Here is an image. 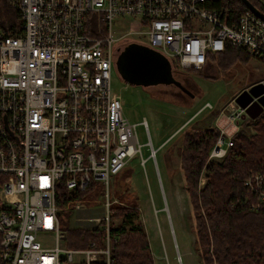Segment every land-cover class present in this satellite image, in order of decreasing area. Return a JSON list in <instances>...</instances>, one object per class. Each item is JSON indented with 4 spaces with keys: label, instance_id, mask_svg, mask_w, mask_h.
<instances>
[{
    "label": "built area",
    "instance_id": "2783aa9c",
    "mask_svg": "<svg viewBox=\"0 0 264 264\" xmlns=\"http://www.w3.org/2000/svg\"><path fill=\"white\" fill-rule=\"evenodd\" d=\"M7 1L20 25L12 33L0 29V264H115L108 229L116 199H109V177L137 156L144 169L146 158L137 123L111 88L112 44L128 35L134 39L128 42L162 53L173 72L199 70L209 53L228 46L264 60V20L245 5L233 10L218 0ZM124 23L128 29L117 35ZM258 83L264 86V78L244 89ZM243 111L235 104L226 115L235 128L229 134L218 126L208 159L224 157ZM141 124L158 172L144 117ZM60 183L68 192L91 187L90 196L97 193L104 210L86 216L87 228L106 231L103 246H66L59 211L85 198L72 196L58 207ZM243 185L247 194L239 202L264 210V172H249Z\"/></svg>",
    "mask_w": 264,
    "mask_h": 264
},
{
    "label": "rangeland",
    "instance_id": "374dc122",
    "mask_svg": "<svg viewBox=\"0 0 264 264\" xmlns=\"http://www.w3.org/2000/svg\"><path fill=\"white\" fill-rule=\"evenodd\" d=\"M115 29H119V26ZM127 29L128 24L124 23L117 35L124 34ZM130 40L134 39L126 35L112 44V48L116 49V59L123 44ZM205 74L192 70H174V76L193 94L190 103L188 94L174 85L129 84L115 67L111 70L112 91L122 101L126 117L137 123L136 133L146 161L143 169L139 157H133L125 168L109 177V199H116V205L135 206L138 209V218L146 232L155 264H203L195 240L193 214L184 188V175L180 168L178 150L182 134L191 126L219 125L225 126L227 131L235 128L226 117L235 108L233 99L239 91L264 78V62L250 55L245 59H237L225 70H218L217 62L213 61L205 69ZM206 102L211 107H204ZM143 117L148 124L152 145L156 148L158 172L153 159L149 157L150 149L146 145L148 138L141 124ZM256 118H240L236 134H252ZM203 183L202 177L200 184ZM82 198H85L83 205H71L59 211L61 229H88L91 223L86 216L103 213L101 200L97 196L87 195ZM79 258V255L75 256V259Z\"/></svg>",
    "mask_w": 264,
    "mask_h": 264
},
{
    "label": "trees",
    "instance_id": "16d2710c",
    "mask_svg": "<svg viewBox=\"0 0 264 264\" xmlns=\"http://www.w3.org/2000/svg\"><path fill=\"white\" fill-rule=\"evenodd\" d=\"M225 1H228L230 9L244 8L240 0H218L216 5H225ZM251 2L264 12V6L258 1ZM19 25L17 9L7 0H0V29L12 33ZM248 56L243 48L228 46L223 53H209L207 63L201 69L188 70L205 74V69L213 61L217 62L218 70H225L237 59ZM187 98L191 103V96L187 95ZM253 129L254 132L249 135L234 133L232 145L220 160L208 159L209 150L220 133L216 125L191 126L182 134L178 150L180 168L184 175V188L193 214L195 240L203 264H264V210L253 211L239 202L247 194L243 180L248 173L264 172V112L253 122ZM202 177L204 183L201 185ZM90 189L73 193L68 192L60 183L56 190V204L63 208L72 196L81 198L90 195ZM111 208L114 213L108 235L114 263L155 264L146 232L138 218V209L135 206L116 204ZM114 219L116 221L112 222ZM66 235L68 248L101 247L106 231L98 227H78L67 229Z\"/></svg>",
    "mask_w": 264,
    "mask_h": 264
},
{
    "label": "water",
    "instance_id": "95a60500",
    "mask_svg": "<svg viewBox=\"0 0 264 264\" xmlns=\"http://www.w3.org/2000/svg\"><path fill=\"white\" fill-rule=\"evenodd\" d=\"M248 9L264 20V12L249 0H240ZM116 70L129 84L149 86L157 84L174 85L182 92L193 96L175 76L168 59L159 51L137 42H128L120 50L116 59ZM264 86L260 83L252 85L248 90L242 89L234 102L244 111L241 118L255 119L264 109ZM257 99L251 101L252 97ZM233 128H231L232 130ZM228 130L230 134L232 131Z\"/></svg>",
    "mask_w": 264,
    "mask_h": 264
},
{
    "label": "crops",
    "instance_id": "0c3cea01",
    "mask_svg": "<svg viewBox=\"0 0 264 264\" xmlns=\"http://www.w3.org/2000/svg\"><path fill=\"white\" fill-rule=\"evenodd\" d=\"M217 126V125H216ZM219 126V125H218ZM154 258V257H153Z\"/></svg>",
    "mask_w": 264,
    "mask_h": 264
},
{
    "label": "bare ground",
    "instance_id": "6f19581e",
    "mask_svg": "<svg viewBox=\"0 0 264 264\" xmlns=\"http://www.w3.org/2000/svg\"><path fill=\"white\" fill-rule=\"evenodd\" d=\"M16 30V29H15Z\"/></svg>",
    "mask_w": 264,
    "mask_h": 264
}]
</instances>
